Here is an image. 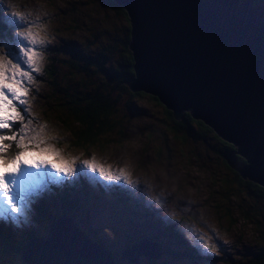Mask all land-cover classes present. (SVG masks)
Listing matches in <instances>:
<instances>
[{"label": "rangeland", "instance_id": "rangeland-1", "mask_svg": "<svg viewBox=\"0 0 264 264\" xmlns=\"http://www.w3.org/2000/svg\"><path fill=\"white\" fill-rule=\"evenodd\" d=\"M69 1L79 6L74 7L73 15H77L79 24L83 26L84 30L77 32L78 37L83 41L90 39L91 35L100 40L108 36L115 41L119 39L120 29L127 28L125 17L113 11L106 0H0L1 20L4 23L8 24L12 21L16 13L27 17L26 23L17 21L8 24L10 28L14 26L16 33L15 38L12 39L14 44L7 36L6 46L0 52V58L13 59L14 62L22 65L23 70H29L23 59L18 57L19 48L24 46L18 33L31 28L38 40L46 41L43 47L37 49L42 56L39 60L40 71L46 64L47 55L52 54L63 60H71L70 50L55 51L61 40L68 41L67 43L74 48L77 46L75 41L69 39L71 30L63 27L66 23L59 22L55 17V13L68 6ZM252 1L257 5L255 0ZM52 16L56 18L55 22L54 19L52 21ZM58 28L63 29L58 30ZM87 45L91 47V43ZM13 48H16L17 52H13ZM80 49L81 56L91 58V54L85 52L83 47L80 46ZM9 52L11 56L7 55ZM108 53L111 58L114 57V52L109 50ZM77 59L84 63L79 56ZM105 69L108 70L107 73H114V66H106ZM40 71L32 73L35 79L30 85L27 97L30 104L32 92L41 91L38 82L40 79L37 78ZM78 72L79 76L85 75L82 67ZM93 77L100 78L97 75ZM136 103L144 107L126 129L127 139L119 143L110 142L103 152L91 149L85 153L79 149H69L65 145L69 146L68 143L57 140L54 143V139H67L68 132L57 126L43 129L40 138L45 143L41 147L51 146L54 151L59 152L60 158L64 161L69 163L74 161L72 166L78 170V175L64 178L51 169H46L45 171L50 172V179L45 175L39 189L28 190L31 197L21 201L27 204L22 215L17 216L7 206L2 209L8 215L6 221L10 227L7 234L14 233L13 238L18 244L13 238L11 239L13 246L0 242L1 264H28L23 261L24 246L29 245L32 237L50 238L52 224L60 218L69 219L73 229L66 221L62 224L61 221L56 223V228L63 229L62 234L65 237H70L69 232H71L77 235L73 238H82L88 243L86 245L90 249L88 251L95 254L96 257H89L90 252L83 250L74 242L71 251L76 252L80 260L87 261L88 264H96L99 260L102 261L101 264H111V258L112 264H141L146 259L140 258V255L136 260L128 258L124 252L133 245L142 243L148 235L153 237L154 234L160 233L164 221L181 222L185 227L182 233L191 242L197 247L200 246L205 252L210 250L216 254L214 259L205 260L202 264H234V260L238 261L242 258H231L234 252L241 253L240 249L247 248L245 251V259H247L252 256L253 250L264 247V218L261 211L251 207L250 204L254 199L249 193H238L236 198H230L227 203L231 206L242 205L249 218L243 220L245 215L240 213L237 223L230 226L234 222L219 214L223 211V207L216 206V194L225 192L223 179L231 177V170L225 169L220 163L215 154L213 139L210 144H200L190 138L187 143L181 145L174 143L169 149L165 147L164 153L158 156L156 151L158 145L152 140L160 130L161 119L157 118L159 111L149 102ZM122 104L123 100L119 98L117 105L122 106ZM33 107L40 108L37 104H33ZM28 108L31 109V106ZM31 116L29 112L26 114V119L30 118L33 121ZM37 116L38 119L44 118L42 116L40 118L39 112ZM30 128L36 130L34 121ZM92 159L103 167L105 172H111L113 176L119 178L108 180L101 177L99 172L92 173L84 168V161ZM121 172H123L122 177ZM83 178L87 180L85 188L82 185ZM59 183L71 186V193L67 194L66 202H63L66 196L63 195L64 188L58 185ZM54 186H57L54 191L55 202L49 209L56 216L52 218L53 223H51L46 215L37 216L32 206L33 201L39 198L46 199L50 204ZM100 186L101 190H99ZM76 197L79 198L78 202H75ZM147 208L153 210L155 215L153 220H149L151 216ZM157 220L161 221L157 222ZM201 238H203L202 242ZM149 239L155 240V238ZM65 249L62 248L63 251ZM146 249L151 253L156 252ZM85 252L88 253L89 259L86 258ZM27 255L28 251L24 255L25 260H28ZM163 255L161 253V256ZM227 259L231 261H226ZM172 264H187V261L183 257Z\"/></svg>", "mask_w": 264, "mask_h": 264}, {"label": "water", "instance_id": "water-1", "mask_svg": "<svg viewBox=\"0 0 264 264\" xmlns=\"http://www.w3.org/2000/svg\"><path fill=\"white\" fill-rule=\"evenodd\" d=\"M114 1L132 26L136 78L125 84L157 95L175 119L190 110L205 121L237 146L223 155L227 162L264 186V0ZM143 243L156 252L138 247L136 258L161 256L153 242L132 247ZM66 246L72 250L73 238Z\"/></svg>", "mask_w": 264, "mask_h": 264}, {"label": "trees", "instance_id": "trees-1", "mask_svg": "<svg viewBox=\"0 0 264 264\" xmlns=\"http://www.w3.org/2000/svg\"><path fill=\"white\" fill-rule=\"evenodd\" d=\"M255 1L257 4L261 2V0ZM106 3L113 11L123 15L125 22H127V28L123 29L122 27L120 29L119 39L115 41H112L111 39L113 38H108V36H104V39L100 40L94 35H91L90 39L88 38L85 41L81 40L77 32L84 29L79 24L80 21L77 15H73L74 7H79L73 1H69L68 6H65L62 11L58 10L55 13V17L59 22L66 23L63 27L71 30L69 39L75 41L77 46L74 48L67 43L68 41L61 40L57 49H55V51L63 52L64 50L67 52L70 50L71 60H63L61 57L53 56L52 54L47 55L46 64L37 76L40 79L38 82L41 91H33L31 95L33 101H35L34 105L40 106V108H35L37 112L31 116L34 123L40 121L37 116L39 112L40 118L41 116L44 117L39 129L57 126L61 130L68 132L67 139H54V143L55 140L68 143L69 146L65 144L67 148L79 149L85 153L91 149L103 152L110 142L119 143L127 139L125 132L128 130L126 129L134 122V119L144 107L136 102H149L154 108L157 107L156 109L159 111L157 118L161 119L160 130L158 134L156 132V136L152 140L158 145L156 146L157 155H162L165 147L169 149L174 143H179L180 145L187 143L190 138L200 144H210L211 139H213L215 154L219 158L220 163L225 169L231 170V177L223 179L225 192L216 194V206L223 207V211L219 212V214L227 217L230 222H234L230 226L237 223L240 213L245 215L243 220L249 218L248 213L246 216L247 211L243 209L242 205L235 204V206H231L227 204L230 198H234L238 193L246 192L254 199L250 204L252 205L251 207L261 211V215L264 218V186L251 179L242 177L223 156L225 153L237 151V146L233 142L222 138L202 119L194 118L190 110H183L181 118L175 119L173 110L157 95L144 90L132 91L125 84V77L133 78L136 76L134 57L132 50L129 48L132 30L131 21L124 7L118 5L114 0H106ZM252 3L255 4L254 1ZM1 10L0 3V34L9 36L11 43L14 44L12 39L15 36L10 31L14 30V26L12 25L10 28L9 22L6 24L1 20ZM55 17H51L54 22ZM90 43L91 47L87 45ZM80 46L83 47L85 52L91 54V58H84L83 55H80L82 53ZM109 50L114 52V57L111 58L108 53ZM13 52H17L16 48H13ZM78 56L83 59V64L77 59ZM106 66H114V73H107ZM81 67L84 69L83 74L85 75L83 76L78 74V70ZM93 75L103 79L95 78ZM119 98L123 100L122 106L117 105ZM18 127L19 122L16 125V128ZM12 143L14 148V142ZM57 144L60 145V143ZM13 148H9L8 153H12ZM82 185L83 188L87 187V180H84V178ZM67 188L63 202H66L67 194L71 193V186L67 185ZM101 189L102 187L100 186L99 190ZM78 199L76 197L75 202ZM67 203L71 204L70 202ZM146 210L151 216L149 220H153L155 216L153 210L151 208ZM36 215H46L51 223H53L52 218L56 216L44 204L38 206ZM160 221L157 220V222ZM8 228L9 226L0 222V242H6L10 244L9 246H13L11 239L15 237V234H7ZM183 228L185 227L181 222L164 221L162 233H156L152 237L155 238L153 241L163 246L161 253L164 255L159 258L146 256V261L141 262V264H172L183 259V257L186 259L187 264H192V262L193 264H202L205 260L215 258L216 254L210 250L205 252L200 246L197 247L191 242L182 233L184 231ZM160 238L167 239L161 240ZM246 250L247 248L240 249L241 253L234 252L232 254L231 258L242 257L238 261L234 260V264H264V247L253 250L252 256L247 257V259H245ZM135 253L137 251L131 254V258L137 259ZM139 255L141 258V254ZM226 261H231V259Z\"/></svg>", "mask_w": 264, "mask_h": 264}, {"label": "snow or ice", "instance_id": "snow-or-ice-1", "mask_svg": "<svg viewBox=\"0 0 264 264\" xmlns=\"http://www.w3.org/2000/svg\"><path fill=\"white\" fill-rule=\"evenodd\" d=\"M17 21L26 23L27 17L16 13L9 23L14 24ZM10 31L16 35L14 30ZM18 35L24 42V46L19 48L18 57L23 59L29 70H23L22 65L13 59L0 58V197L4 198V203L12 213L20 216L27 208V204L21 202L22 192L39 189L41 180L47 175L46 169H51L64 178L75 177L78 170L72 166L74 161H64L51 146L41 147L45 143L40 138L43 128L39 131L30 128L33 121L26 119V114L30 112L27 97L30 85L35 79L32 73L40 71L39 60L42 56L37 49L43 47L46 41L38 40L31 28L19 32ZM6 39L8 37L5 34H0V52L6 46ZM7 55L11 56V52ZM18 122L19 127L16 128ZM5 141L9 143L6 144ZM9 148H13L12 153H8ZM84 168L92 173L99 172L101 177L108 180L119 178L111 172H105L94 159L84 161ZM120 175L122 177L123 172ZM202 240L203 238L201 242Z\"/></svg>", "mask_w": 264, "mask_h": 264}, {"label": "bare ground", "instance_id": "bare-ground-1", "mask_svg": "<svg viewBox=\"0 0 264 264\" xmlns=\"http://www.w3.org/2000/svg\"><path fill=\"white\" fill-rule=\"evenodd\" d=\"M239 4H242L243 2H245V0H237ZM258 6V4H252V7H256ZM59 221H61L60 224H62V222L66 221L70 226L71 223L69 221V219H58L56 221V223H58ZM56 223L52 224L51 227V237L48 239H43L42 237L38 236V237H32L31 241L28 243L29 245L24 246L23 248V261L25 263L28 264H39V263H43V264H88L87 261H81L80 257L78 256V254L76 252H72L69 248H67L66 244L68 242H70L73 238V236H77L75 234H72L71 232H69V236L71 237H65V235H63L62 231L63 229L60 228H56ZM55 225V226H54ZM72 228V226H71ZM73 229V228H72ZM76 232V231H75ZM79 242L80 247L85 250L88 251L90 250L88 248V243L82 238H73V244L74 242ZM65 247V251L62 250V248ZM142 249L143 247L151 249L152 251H155V249L152 246H144V244L139 245L135 248L132 247L126 254L129 255L131 254L133 251H137V248ZM28 251V255H27V259H24V255L25 253ZM147 251V249H146ZM90 252V251H88ZM149 253H151V251H148ZM155 253V252H154ZM151 253V254H154ZM86 254V258L89 259V257H96L94 253L90 252L89 253V257H88V253L85 252ZM40 259V260H39ZM102 261L99 260L96 262V264H101Z\"/></svg>", "mask_w": 264, "mask_h": 264}, {"label": "clouds", "instance_id": "clouds-1", "mask_svg": "<svg viewBox=\"0 0 264 264\" xmlns=\"http://www.w3.org/2000/svg\"><path fill=\"white\" fill-rule=\"evenodd\" d=\"M35 103V101L33 102V104ZM30 112H31V114H34L35 112H37L36 110H35V108L34 107H32V110H30ZM40 121H42V119H40ZM43 129H45V128H43ZM13 195H15V193H13ZM21 201H26V198L27 197H31V195H30V193L28 192V191H24V192H22V194H21ZM50 204L48 203V201L46 200V199H44V198H39L38 200H34L33 201V206H32V210H33V212L36 214V211L38 210V206L39 205H41V204H44L47 208H50L53 204H54V202H55V197L54 196H51L50 197ZM2 202H3V204H4V206H6V204L4 203V198L2 197ZM5 225H7V226H9L7 223H4ZM10 227V226H9ZM147 242H149V243H151L150 241H147ZM153 244V243H152ZM154 244H156V243H154ZM155 246V245H154ZM134 252H136V251H133L132 253H134ZM125 253V252H124ZM131 253V254H132ZM125 255V254H124ZM139 255V254H138ZM138 255H137V257H138ZM127 256V255H126ZM135 256H136V254H135ZM128 257V256H127ZM141 257H143L144 259L146 258L145 256H143V255H141ZM129 258V257H128ZM131 258V257H130ZM133 259V258H132Z\"/></svg>", "mask_w": 264, "mask_h": 264}, {"label": "flooded vegetation", "instance_id": "flooded-vegetation-1", "mask_svg": "<svg viewBox=\"0 0 264 264\" xmlns=\"http://www.w3.org/2000/svg\"><path fill=\"white\" fill-rule=\"evenodd\" d=\"M262 1V0H261Z\"/></svg>", "mask_w": 264, "mask_h": 264}]
</instances>
